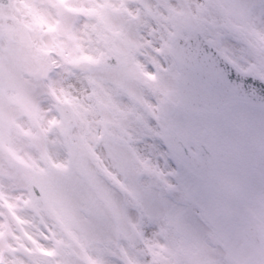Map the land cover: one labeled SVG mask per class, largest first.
I'll use <instances>...</instances> for the list:
<instances>
[{"label": "rangeland", "instance_id": "374dc122", "mask_svg": "<svg viewBox=\"0 0 264 264\" xmlns=\"http://www.w3.org/2000/svg\"><path fill=\"white\" fill-rule=\"evenodd\" d=\"M14 1L0 9L7 17L0 26V264H150L154 257L162 264H242L238 225L257 221L264 242V144L252 148L254 138L240 128L241 139L230 134L238 127L227 120L262 122L264 112L235 107L227 116L196 119L176 110L174 83L164 82L176 73L170 38L195 29L264 79V0ZM15 27L38 33L42 43L27 33L22 41ZM12 42L18 49L6 58ZM42 46L53 56L42 58ZM109 54L126 66L94 70ZM124 70L135 74L133 87L114 79ZM204 126L219 166L235 152L242 159L235 177L243 191L236 195L196 184L162 147L165 128L195 139ZM223 167L215 188L230 186L234 168ZM30 184L40 189L42 206ZM203 231L204 246L217 252L190 263Z\"/></svg>", "mask_w": 264, "mask_h": 264}, {"label": "water", "instance_id": "95a60500", "mask_svg": "<svg viewBox=\"0 0 264 264\" xmlns=\"http://www.w3.org/2000/svg\"><path fill=\"white\" fill-rule=\"evenodd\" d=\"M173 49L180 73L178 87L181 108L200 116L201 114L214 113L223 104L230 102L229 98L218 99V97L222 96V90L225 87L228 90V86H230L232 66L210 45L196 41L186 44L183 51L178 44L175 47L173 44ZM248 83L249 87L242 90V93H245L251 102H254L259 89L260 94L264 95L258 81L252 80ZM261 105L264 106V104ZM172 135L174 137L170 136L169 141L166 140V144L177 149L176 154L185 163L187 169L189 166L192 168L194 157L186 155V146L177 145L174 140L177 139L180 142V139L173 132ZM243 233L253 247L259 248L255 233L251 229H245Z\"/></svg>", "mask_w": 264, "mask_h": 264}]
</instances>
